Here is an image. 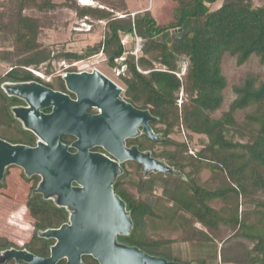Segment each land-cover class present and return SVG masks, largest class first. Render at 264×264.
Instances as JSON below:
<instances>
[{"label": "trees", "instance_id": "1", "mask_svg": "<svg viewBox=\"0 0 264 264\" xmlns=\"http://www.w3.org/2000/svg\"><path fill=\"white\" fill-rule=\"evenodd\" d=\"M173 2L165 22H158L149 11L132 15L125 0H102L97 6L75 0H11L9 6H2L0 63L11 61L12 66L4 80L0 78V138L11 144H35L34 135L15 123L3 95L4 84H48L41 75L52 73L54 63L76 71L75 64L101 54L116 67L125 55V74L118 78L124 85L123 98L149 112L154 118L151 131L158 137L153 141L142 135L129 144L149 150L173 173L129 181L132 190L122 182L124 177L114 183L113 191L132 223L129 234L119 236L121 241L175 264H264V80L251 75L233 86L231 105L218 114L226 87L224 57L237 56L243 64L256 54L264 64V0L260 5L255 0ZM218 2L219 7L212 9ZM57 8L69 9L89 25L103 22L102 39L79 53L43 47L39 42L43 20L25 12ZM127 36L141 39L142 50L136 56L131 53L134 44L131 49L123 44ZM183 62L187 64L181 74ZM237 112L243 116L238 118ZM180 133L182 141L171 137ZM138 166L130 168L138 173ZM11 168L4 172V182ZM205 170L210 176L201 180ZM23 184L25 206L17 208L14 219L30 238L21 250L46 258L55 240L40 233L66 223L68 211L34 191V176L24 175ZM177 245L181 248L175 249ZM207 245L214 247L212 260L188 253L194 246L203 252ZM82 260L99 264L91 256Z\"/></svg>", "mask_w": 264, "mask_h": 264}, {"label": "water", "instance_id": "2", "mask_svg": "<svg viewBox=\"0 0 264 264\" xmlns=\"http://www.w3.org/2000/svg\"><path fill=\"white\" fill-rule=\"evenodd\" d=\"M63 79L77 101L37 83L6 86L9 94L23 98L30 106L13 111L40 142L36 147H27L0 139V181L5 167L10 165L22 168L26 176L40 175L42 181L36 192L45 199L57 195V205L73 211L70 223L40 233L43 238L55 240L49 257L12 250L0 257V264L9 260L27 264H57L60 260H65V264H84L83 256H91L99 264H175L116 243V236L128 235L132 226L123 201L112 187L121 169L117 162L90 152L98 145L118 162L131 160L141 164L147 174H172L164 162L124 145L125 139L137 135L138 127L157 141L149 126L154 118L120 100L121 87L97 70L66 74ZM50 106V114L40 113ZM90 107L100 109V114L88 115L86 110ZM61 135L76 138L72 144L75 154H70L60 142ZM72 182L79 187H71Z\"/></svg>", "mask_w": 264, "mask_h": 264}, {"label": "rangeland", "instance_id": "3", "mask_svg": "<svg viewBox=\"0 0 264 264\" xmlns=\"http://www.w3.org/2000/svg\"><path fill=\"white\" fill-rule=\"evenodd\" d=\"M11 0H0V10L3 7L9 6V2ZM102 1V0H101ZM101 1L90 0L92 6H97ZM108 2L120 3V0H105ZM127 5V11L131 12L132 15L140 12L149 11L151 15L158 22H165L168 12L172 6H174V0H125ZM262 0H255L257 5L261 4ZM55 3H61V0H53ZM77 4H79L78 0H75ZM80 5V4H79ZM220 3H216L212 9H216L219 7ZM101 7V6H100ZM25 15L32 17H40L43 20L44 27L41 30L39 42L45 47H49L51 49H64L72 52H82L84 48L87 46H91L96 44L102 39L104 23L103 22H93L90 23L92 29L88 32L87 29H83L80 25V22L75 13L66 8H57L56 10L48 13H39L34 9L27 10ZM122 17L121 14L116 13ZM134 44V38L131 36H127L125 39V46L127 49H131ZM90 63L92 67L100 70L108 77L113 78L114 81L124 89V85L119 81L120 79L114 78L112 75V65H110L106 57L104 55H97L96 57L91 58ZM12 62L9 61L7 63H0V78L4 80V76L11 69ZM60 64L54 63L53 72L63 73L65 71L66 66H61ZM62 69V70H61ZM40 71V69H39ZM43 73L42 71H40ZM222 72L224 78L226 80V87L224 90V101L221 110L218 114L223 111H226L228 107L231 105L235 95L233 92V86L240 84L243 80H245L248 76L255 75L258 76V79L264 80V64L260 62V58L258 55L253 54L250 58L243 64L238 63L237 56L226 55L222 62ZM44 74L45 78H50L51 74ZM56 73V74H57ZM1 80V81H2ZM2 92V90H0ZM3 95L8 99V102L12 100L8 93L3 92ZM180 103V101H178ZM12 106V105H11ZM237 117L241 118L243 115L241 112H237ZM173 139L177 141H182L184 136L180 134H174L171 136ZM194 139H197V136H194ZM129 169H131L129 167ZM18 168H14L10 170V176L5 177V182L0 181L3 185L1 188L0 195V257H2L5 253L12 250H20L24 241H28L30 238V232H25L23 227L19 225V223L15 222V219L18 216L17 208H21L25 206V202L23 201V195H27L26 187H21L24 185V176L20 175ZM131 172V171H129ZM162 173H155V177H162ZM18 177L20 180L19 184L16 183V178ZM210 176V173L205 170L201 174V180H205ZM139 175H129V173L123 178V183L126 186H129V181L137 182L140 180ZM22 182V184H21ZM5 184V186H4ZM158 195L160 191L156 192ZM156 194V196H157ZM51 199V197H49ZM59 206V205H58ZM62 210L67 212L65 207L59 206ZM197 228H200V225H196ZM116 236V243L123 244L121 241V236ZM16 245V246H15ZM184 247V246H183ZM175 249H180V246H174ZM185 249H190V247H184ZM204 251L201 252L199 247L194 246L193 249H190L192 257L201 256L212 260V255L214 254V247L212 245H207L203 247Z\"/></svg>", "mask_w": 264, "mask_h": 264}, {"label": "flooded vegetation", "instance_id": "4", "mask_svg": "<svg viewBox=\"0 0 264 264\" xmlns=\"http://www.w3.org/2000/svg\"><path fill=\"white\" fill-rule=\"evenodd\" d=\"M75 66H76V71H70V67L69 66H67L66 65V67L64 68L65 69V71L63 72V73H57L56 71L55 72H53L52 74H51V76H50V78H45L43 75H41V77H42V79H44L45 81H47L46 83H48V84H51L52 86L50 87L48 84H44V83H40V82H19V83H7V84H4V86L2 87V89H3V91L5 92V93H8L7 92V90H6V86H13V85H22V84H29V83H37V84H39V85H42V86H44V87H46V88H48V89H50V90H52V91H54V92H58V93H60V94H63V95H65V96H67L71 101H77V96H76V94H74L73 92H71V91H69L67 88H66V85H65V81H64V76L66 75V74H72V73H82V72H92L94 69H92V71H79V64L77 63V64H75ZM62 70V69H61ZM98 71V70H97ZM100 72V71H99ZM38 72H36L35 74L36 75H38V76H40V73H38ZM57 73V74H56ZM101 73V72H100ZM122 89V92H121V94H120V96H119V99L120 100H122V101H125L124 100V98H123V93H124V89L123 88H121ZM8 95H10V98L12 99V100H10L9 101V109H10V112L12 113V116H13V119L15 120V123L17 124V126L18 127H20L22 130H24V131H30V130H28V129H26L25 128V126H24V124H23V122L20 120V119H18L16 116H15V113H14V111L13 110H15V109H29L30 108V106L28 105V103L23 99V98H20V97H18V96H15V95H11V94H9L8 93ZM8 100V99H7ZM126 102V101H125ZM127 103V102H126ZM127 104H129V103H127ZM12 105V106H11ZM136 109V108H135ZM52 110H53V107H48V108H44V109H41L40 110V113H42V114H50L51 112H52ZM138 110V109H137ZM143 111V110H142ZM100 109H98V108H96V107H90V108H88L87 110H86V113L88 114V115H97V114H100ZM149 126H150V123H149ZM151 128V127H150ZM33 135H34V137H35V144L34 145H24V144H11V143H9L8 141H6V140H4V139H2V138H0L2 141H4V142H7L8 144H11V145H23V146H27V147H36L37 146V144H38V142H40V139L32 132V131H30ZM142 135H144V136H146L144 133H143V129H142V127H138V133H137V135L135 136V137H133V138H128V139H125L124 140V145H125V148H127V149H131L132 147H136L137 149H138V151L139 152H141V153H149L150 154V157L151 158H154L153 156H151V153H150V151L149 150H140L139 148H138V146L137 145H131V144H129V141L130 140H134V139H141V138H143L142 137ZM147 138H149L148 136H146ZM150 139V138H149ZM59 140H60V142L62 143V144H64L65 146H67V151L70 153V154H75L76 153V150L72 147V144L76 141V138L74 137V136H71V135H61L60 137H59ZM90 152L91 153H96V154H100V155H102V156H104V157H106V158H108L109 160H112V161H114V162H117L118 163V165H119V167H120V169H121V173L115 178V181H114V183L119 179V178H122V177H125L128 173H129V175H134V176H136V175H139L143 180L144 179H150L151 177H152V175L153 174H155V172H150V173H145L143 170H142V165L141 164H139V163H137V162H135V161H125V162H118L116 159H114L111 155H109L101 146H93L91 149H90ZM154 159H156V158H154ZM156 160H158V159H156ZM158 161H161V160H158ZM163 162V161H162ZM139 165L138 166V173H135V171L133 170V169H129V167H130V165ZM11 166H13V168H11V169H13L14 170V168H18L19 170H21L20 172H19V174L20 175H25V172L23 171V169L22 168H20V167H18V166H15V165H10V166H7V167H5V170H4V172L6 171V169L8 168V167H11ZM129 171H131V172H129ZM163 174V173H162ZM32 176H34L35 178H36V182H37V186L34 188V191L36 192V190H37V188H38V186H39V184L41 183V181H42V177L40 176V175H32ZM32 176H26V177H29V178H31ZM3 177H4V174H3ZM15 178H17L18 180H20L17 176L15 177ZM140 178V179H141ZM3 180V179H2ZM123 181V180H122ZM114 183H113V185H114ZM113 185H112V187H113ZM71 187H74V188H78L79 187V185L78 184H76L75 182H72L71 183ZM115 194V193H114ZM42 195V194H41ZM116 195V194H115ZM43 196V195H42ZM48 200H50L51 202H56V204H57V201H58V197H57V195H52L51 196V199H49L48 198ZM66 209H67V211H68V221L66 222V223H63L62 225H64V224H69L70 223V217H71V214H72V212L73 211H71L69 208H67V207H65ZM61 225V226H62ZM60 226V227H61ZM59 227V228H60ZM59 228H57V229H59ZM53 230H56V229H53ZM118 245H122V246H126V245H124V244H118ZM127 247H131V246H127ZM18 251H20V250H18ZM22 251V250H21Z\"/></svg>", "mask_w": 264, "mask_h": 264}, {"label": "built area", "instance_id": "5", "mask_svg": "<svg viewBox=\"0 0 264 264\" xmlns=\"http://www.w3.org/2000/svg\"><path fill=\"white\" fill-rule=\"evenodd\" d=\"M83 29H87L88 31L90 30L91 26L89 24H87L86 22H82L80 25ZM123 44L125 45V42H123ZM142 50V42L141 39L135 37L134 38V47L131 51V53L133 55H137L138 53H140ZM125 60V55H123L119 60L116 61V63L121 64L119 66L116 67H112V75L114 78H119L120 76L125 74V70H126V66L124 64H122V62H124ZM79 64V71H92V69H94V67H92V64L90 63V61L84 62V63H78ZM187 62H183L181 64L182 67V72L181 74L184 73L185 71V67H186ZM94 70H98V69H94ZM100 71V70H98ZM101 72V71H100ZM36 73V72H34ZM104 76H106L108 79H110L112 82H114L116 85H118L113 78L108 77L106 74H104L103 72H101ZM38 74V73H37ZM119 86V85H118ZM120 87V86H119Z\"/></svg>", "mask_w": 264, "mask_h": 264}, {"label": "bare ground", "instance_id": "6", "mask_svg": "<svg viewBox=\"0 0 264 264\" xmlns=\"http://www.w3.org/2000/svg\"><path fill=\"white\" fill-rule=\"evenodd\" d=\"M80 5L88 6L91 5L90 0H78Z\"/></svg>", "mask_w": 264, "mask_h": 264}]
</instances>
